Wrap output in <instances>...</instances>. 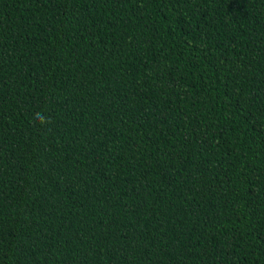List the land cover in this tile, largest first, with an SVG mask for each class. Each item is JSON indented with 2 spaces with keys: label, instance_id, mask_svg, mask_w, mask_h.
Segmentation results:
<instances>
[{
  "label": "trees",
  "instance_id": "16d2710c",
  "mask_svg": "<svg viewBox=\"0 0 264 264\" xmlns=\"http://www.w3.org/2000/svg\"><path fill=\"white\" fill-rule=\"evenodd\" d=\"M0 264H264V0H0Z\"/></svg>",
  "mask_w": 264,
  "mask_h": 264
},
{
  "label": "clouds",
  "instance_id": "9594fccd",
  "mask_svg": "<svg viewBox=\"0 0 264 264\" xmlns=\"http://www.w3.org/2000/svg\"><path fill=\"white\" fill-rule=\"evenodd\" d=\"M36 120H38L41 124L51 123V118L46 116L43 113H37L36 114Z\"/></svg>",
  "mask_w": 264,
  "mask_h": 264
}]
</instances>
